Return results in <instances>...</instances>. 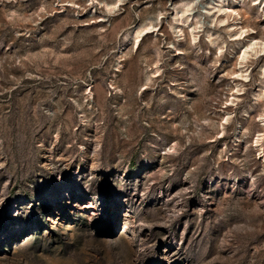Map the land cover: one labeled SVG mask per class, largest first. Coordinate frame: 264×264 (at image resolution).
Returning a JSON list of instances; mask_svg holds the SVG:
<instances>
[{
	"label": "rangeland",
	"instance_id": "1",
	"mask_svg": "<svg viewBox=\"0 0 264 264\" xmlns=\"http://www.w3.org/2000/svg\"><path fill=\"white\" fill-rule=\"evenodd\" d=\"M114 1L0 0V264H264V56L225 106L240 49L207 0ZM183 2L198 45L170 29Z\"/></svg>",
	"mask_w": 264,
	"mask_h": 264
},
{
	"label": "bare ground",
	"instance_id": "2",
	"mask_svg": "<svg viewBox=\"0 0 264 264\" xmlns=\"http://www.w3.org/2000/svg\"><path fill=\"white\" fill-rule=\"evenodd\" d=\"M123 0H115L112 5L106 4V6H111V8H115L116 6L120 5ZM264 9V0H251ZM241 4H247V0H207L206 5L203 6L204 10L201 11L203 14H208L211 17L209 21L210 24L213 26H222L226 29L235 44L239 46L240 53L238 54V69L239 72L235 73L233 78V89L234 91L231 92V97L228 99L229 102L225 104V106H229L234 103L238 97L237 95L242 94L243 92V82L249 80L250 72L248 71V64L247 62L250 59L264 56V34L261 38H256L253 36H249V30L244 28L242 25L239 24L238 16L239 12L238 9L235 7H239ZM249 5V4H248ZM173 12L171 14L172 23L170 25V29L174 34L176 33V37L183 39L185 36V26L188 28L187 33L189 36V43L198 45L200 42V35L198 32L203 27L204 22L200 19L194 20L193 13H192V4L189 2H183L180 5H174L172 7ZM155 31L154 25L151 22H146L145 24L136 27L131 36L135 38V42L139 43L143 36L148 34L149 32ZM206 38L208 39L211 45H214L217 42V38L219 34L214 30L210 29V27H204L202 29ZM245 36L248 37L245 44H240V40L243 39ZM172 47H176L172 45ZM220 48V47H219ZM156 69L154 72H157ZM260 77L259 79V89L254 94V105L256 104L259 99L264 100V63L260 65ZM252 107V106H251ZM247 111V110H245ZM226 116L224 118V123H228L231 119V114L229 112L225 113ZM259 119L262 122V126H264V108L259 115ZM241 125L237 128L238 130L235 133V139L239 137V130ZM221 135H224L225 132V125L221 124L220 130ZM264 139V132H259L256 137L254 138L255 145L261 148L262 152H264V147H262L261 141ZM264 141V140H263ZM260 151V150H259Z\"/></svg>",
	"mask_w": 264,
	"mask_h": 264
}]
</instances>
